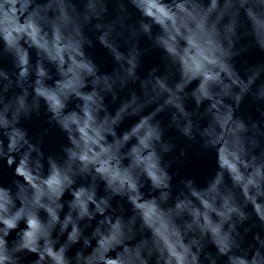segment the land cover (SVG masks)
I'll list each match as a JSON object with an SVG mask.
<instances>
[{"label": "water", "instance_id": "obj_1", "mask_svg": "<svg viewBox=\"0 0 264 264\" xmlns=\"http://www.w3.org/2000/svg\"><path fill=\"white\" fill-rule=\"evenodd\" d=\"M0 264H264V0H0Z\"/></svg>", "mask_w": 264, "mask_h": 264}]
</instances>
